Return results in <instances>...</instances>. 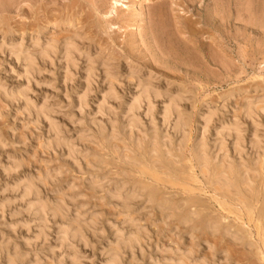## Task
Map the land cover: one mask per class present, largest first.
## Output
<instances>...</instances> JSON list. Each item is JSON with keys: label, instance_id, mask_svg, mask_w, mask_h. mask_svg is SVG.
Segmentation results:
<instances>
[{"label": "rangeland", "instance_id": "rangeland-1", "mask_svg": "<svg viewBox=\"0 0 264 264\" xmlns=\"http://www.w3.org/2000/svg\"><path fill=\"white\" fill-rule=\"evenodd\" d=\"M263 107L264 0H0V264H264Z\"/></svg>", "mask_w": 264, "mask_h": 264}, {"label": "bare ground", "instance_id": "bare-ground-1", "mask_svg": "<svg viewBox=\"0 0 264 264\" xmlns=\"http://www.w3.org/2000/svg\"><path fill=\"white\" fill-rule=\"evenodd\" d=\"M118 2H119V1H118ZM118 2H117V4H118ZM121 2H122V1H121ZM113 4H114V3H113ZM117 4H116V5H117ZM114 6H115V4H114ZM114 6H113V7H114ZM112 11H113V13L115 12V15H118V10H117V8H116V9L113 8ZM112 11H111L110 14H112ZM112 15H113V14H112ZM164 24H165V23H164ZM185 27H186V26H185ZM71 45H72V44H71ZM71 45H70V43H69V48H68L69 51L71 50V49H70V46H71ZM67 46H68V45H67ZM71 48H72V46H71ZM76 48H77V47H76ZM18 49H19V51L21 50L20 48H18ZM46 49H47V48H46ZM52 49H54V48H52ZM68 49H67V50H68ZM74 49H75V47L73 48V50H74ZM44 50H45V49H44ZM44 50H43V51H44ZM47 50H48V49H47ZM47 50L44 51L45 53L43 52V54H44L43 57H46V56H47V58H48L49 53H52V52H48ZM50 50H51V49H50ZM65 50H66V48H65ZM67 50H66V51H67ZM52 51H53V50H52ZM74 51H75V50H74ZM70 52H71V51H70ZM53 53H54V51H53ZM43 54H42V55H43ZM68 54H69V53H68ZM40 55H41V54H40ZM67 57H68V56H67ZM69 57H71V56H69ZM71 59H72V58H71ZM31 62H32V61H31ZM34 66H35V65H34L33 63H30L28 69H29V70H30V69H34ZM29 70H28V72H29ZM30 72H31V71H30ZM30 72H29V73H30ZM33 72H34V71H33ZM106 72H108V71H106ZM30 74H31V73H30ZM148 86H150V85L148 84ZM148 86L146 87V90H144L143 95L148 99V102H149V107H148L149 109L147 108V109L149 110L148 112H149V113H150V112L152 113V112L154 111V108H155V107L153 106V103H152V101H151V99H152V98H151V94H150V90H151V88L149 89ZM150 87L153 88V86H150ZM153 90H154V88H153ZM152 92H153V91H152ZM154 92H155V91H154ZM154 92H153V93H154ZM110 93H112V92L110 91ZM108 94H109V93H108ZM112 94H113V96H115V95H114V92H113ZM112 94H110V95H112ZM83 95H85V94H83ZM83 95H82V96H83ZM155 95L157 96L158 93H155ZM160 96H161V95H160ZM176 96H177V97H174V96H173V98H171V100H170V103H169V104H168V103L166 104L167 106L165 107L163 113H164V115H165V116H164V119H165V120L167 119V121L170 120L169 118H171L172 115L176 114V116H177V117H176V118H177V121H175V124H174V125H176V127H175V126H174V127L176 128V130H179V129H184V128H185V126H186V124H187V121L185 120V117H186V116L183 114V112H182V110L180 109V106H179V105H180V104H179V102H180V101H179V100H180L179 97H180V96H179V97H178V95H176ZM86 97H87V95H86ZM104 97H105V96H104ZM181 97H182V96H181ZM83 98L85 99V96H83ZM105 98H106V97H105ZM146 98H145V99H146ZM182 98H183V97H182ZM84 99H83V100H84ZM86 99H87V98H86ZM143 99H144V98H143ZM105 101H106V100H104V103H105ZM142 101H143V100H142V96H141V97L139 96L138 98H135V99L132 101V103H130V106L128 105V106H129V109H130V110H133V109L135 110V108L138 109V108L141 106V102H142ZM181 101H182V100H181ZM106 102H107V101H106ZM180 103H181V102H180ZM46 105H47V103H46V101H45L44 103H42L40 109H41V110H45V108L47 107ZM250 105H251V104H250ZM102 106H103V105H102ZM128 106H127V107H128ZM248 106H249V105H248ZM246 107H247V106H246ZM100 108H101V107H100ZM250 108H251V107H250ZM250 108H249V109H250ZM263 108H264V107H263ZM129 109H128V110H129ZM139 109H140V108H139ZM49 111H50V113L52 112L51 109H50ZM262 111H264V110H262ZM42 113H43V112H42ZM50 113L48 112L47 114H50ZM151 113H150V114H151ZM133 114H134V113H133ZM133 114H132V117H133ZM147 114H148V113H147ZM246 114H247V113H246ZM254 114H255V113H254ZM254 114H253V115H254ZM247 115H248V114H247ZM261 116H262V115H261ZM188 117H190V116H188ZM262 117H263V116H262ZM136 118H137V117H136ZM131 119H132V118H131ZM137 119H138V118H137ZM165 120H164V122H167V121H165ZM133 121H135V120H133ZM190 121H191V120H190ZM130 122H132V121H130ZM135 123H136V121L134 122V124H135ZM137 123H138V122H137ZM235 123H236V122H235ZM189 124H190V123H189ZM207 124H208V123H207ZM52 125H53V127H55L54 123H53ZM229 125H230V124H229ZM234 125H235V124H234ZM207 126H208V125H206V127H207ZM222 126H223V125H222ZM230 126H232L233 128H231ZM230 126H226V125H225V127L223 126L224 128H227V130H229V131H227V130H225V129H224V130L227 131V133H228L229 135L232 134L231 132L235 130L234 132H236V136H235V135H234V136H235V138H236V137L238 138V141H240V138H241V134H242V133L240 132V130H238V129H237L236 127H234L233 125H230ZM235 126H237V125H235ZM155 127H156V126L154 125V129L151 130V131H153V133H154L155 131H157V130H155V129H156ZM206 127H205V128H206ZM207 128H208V127H207ZM207 128H206V129H207ZM220 128H221V127H220ZM206 129H205V131H206ZM232 129H233V130H232ZM154 130H155V131H154ZM219 130L222 131V129H219ZM224 130H223V131H224ZM241 130H242V129H241ZM205 131H204V132H205ZM223 131H222V132H223ZM239 132H240L241 134H240ZM206 133H207V132H206ZM219 133H220V131H219ZM155 134H156V132H155ZM183 134H184V132H183ZM185 134H186V133H185ZM253 134H254V132H253ZM253 134H252V135H253ZM224 135H225V134H224ZM255 135H257V134H255ZM255 135H254V136H255ZM204 136H205V135H204ZM204 136H203V138H204ZM218 136H219V135H218ZM230 136H231V135H230ZM156 137H157V136H156ZM183 137H186V136H183ZM258 137H259V136H258ZM186 138H187V137H186ZM203 138H202V139H203ZM255 138H256V139H255ZM202 139H201V140H202ZM253 139H254V141H252V139H251V141H252L251 143L255 142V143H257L258 145L261 144V143H260L261 141H260V142H259V140H258V141H255V140H257V136H256V137H253ZM258 139H259V138H258ZM205 140H206V139H205ZM235 141H236V140H235ZM242 141H243V140H242ZM242 141H241V142H242ZM202 142H204V140L201 141V144H202V146L200 145V146H201V150H202V148H203L204 150H202V151L205 152V148H204V146H205L206 144H204L205 142H204V143H202ZM258 142H259V143H258ZM199 143H200V142H199ZM199 143H198V144H199ZM236 143H237V142H236ZM238 144H239V142H238ZM257 144H255V145L257 146ZM253 146H254V143H253ZM206 147H207V146H206ZM218 147H219V146H218ZM207 148H208V147H207ZM202 151H200V152H202ZM204 152H203V153H204ZM225 152H226V151H225ZM205 153H206V152H205ZM244 177H245V176H244ZM225 180H226V179H225ZM147 185H148V184H147ZM147 185H146V187L148 188ZM34 186H35V185H34ZM34 186H33V187H34ZM145 189H146V188H145ZM33 191H34V190H33ZM148 192H149V191H148ZM24 193H26V196L30 195V194L32 193V186H31V185L27 186L26 189H25V192H24ZM26 196H25V197H26ZM132 196H133V195H132ZM258 196H259V195H258ZM38 198H39V197H38ZM38 198L36 197V199H38ZM40 202H41V201H40ZM36 203H37V202H35V205H34L35 207L39 208L41 211L46 210V209H45V204H44V203H39V202H38L37 206H36ZM31 204H32V203H31ZM32 205H33V204H32ZM30 207H32V206H30ZM40 210H39V211H40ZM249 212H250V211H249ZM43 213H44V212H43ZM64 232H65V231H64ZM62 234H64V233H62ZM259 234H260V233H259ZM66 235H67V234H66ZM66 235L64 234V238H66V237H65ZM132 237H133V236H132ZM134 237H135V236H134ZM64 238H63V239H64ZM81 238H82V237H81ZM67 239H68V238H66V240H67ZM130 239H131V238H130ZM135 239H136V238H135ZM135 239H134V240H135ZM64 240H65V239H64ZM131 240H132V239H131ZM136 240H137V239H136ZM132 241H133V240H132ZM132 241H131V243H132ZM129 242H130V241H129ZM129 245H130V244H129ZM0 246H1V245H0ZM126 246H127V245H126ZM262 246H263V245H262ZM130 247H131V246H130ZM1 248H2V247H1ZM132 248H134V247H132ZM6 249H7V248H6ZM2 250H3V249H2ZM0 253H1V252H0ZM260 253H261V252H260ZM74 254H75V255H74L75 257L73 258V261H76L75 259H76V257H77L78 254L76 253V251L74 252ZM76 254H77V255H76ZM117 255H118V254H117ZM117 255H115V256L112 255L113 257H112L111 260H110V264H120V263H121V262H120L121 260H119L120 258L118 257L119 255H118V256H117ZM17 257H18V256H17ZM9 258H10V257H9ZM12 258H13V257H12ZM12 258H11V259H7V260H9L7 264H17L18 261L13 260L15 257H14L13 259H12ZM15 259L17 260V258H15ZM18 260H19V259H18ZM20 263H21V262H20ZM74 264H76V263H74Z\"/></svg>", "mask_w": 264, "mask_h": 264}]
</instances>
